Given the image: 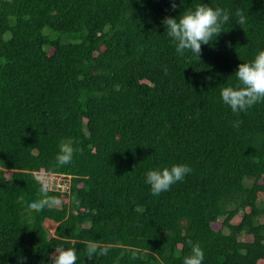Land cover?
<instances>
[{
  "label": "trees",
  "instance_id": "trees-1",
  "mask_svg": "<svg viewBox=\"0 0 264 264\" xmlns=\"http://www.w3.org/2000/svg\"><path fill=\"white\" fill-rule=\"evenodd\" d=\"M175 3L0 0V264H51L57 247L77 264H183L188 241L203 264H264V101L237 115L220 96L264 51V0ZM202 3L230 19L180 56L161 21ZM63 143L79 151L57 167ZM175 164L192 171L153 195L146 173ZM41 170L69 188L34 212ZM90 240L108 254L86 257Z\"/></svg>",
  "mask_w": 264,
  "mask_h": 264
},
{
  "label": "clouds",
  "instance_id": "clouds-1",
  "mask_svg": "<svg viewBox=\"0 0 264 264\" xmlns=\"http://www.w3.org/2000/svg\"><path fill=\"white\" fill-rule=\"evenodd\" d=\"M171 10L177 8L175 0H171ZM237 24L242 28L248 23L243 10L235 12ZM230 19V12L221 7L213 8L206 3L199 4L195 9L185 10L180 16H166L161 23L166 28V35L175 45L177 54L183 56L186 51L200 56L202 45L213 43L223 31L224 25ZM229 47L231 45L229 44ZM237 83L222 88L220 96L222 102L228 105L231 111L237 115L246 112L257 103L264 101V51H260L251 62H243L238 65L234 73ZM242 121H234L233 127L238 128ZM78 149H74L70 143H63L56 156V166L63 167L73 161ZM192 169L186 164H175L171 168L162 170H149L146 173V183L150 185L153 195L159 196L162 192L169 191L172 185L182 181L191 173ZM34 180L39 185L38 198L27 205L30 211L42 212L45 208L58 207L62 204L59 196L50 194L55 186V179L50 172L43 170L34 175ZM79 204V201H76ZM191 246V254L183 259V264H203L204 251L199 244ZM85 255L89 259L96 256H106L109 252L108 246H102L96 241H87ZM130 258L138 259V252L129 249ZM23 264L24 257L18 258ZM79 257L75 248L57 247L51 256V264H77Z\"/></svg>",
  "mask_w": 264,
  "mask_h": 264
},
{
  "label": "built area",
  "instance_id": "built-area-1",
  "mask_svg": "<svg viewBox=\"0 0 264 264\" xmlns=\"http://www.w3.org/2000/svg\"><path fill=\"white\" fill-rule=\"evenodd\" d=\"M55 179V186L52 189L66 191L69 188V180L62 175L51 173Z\"/></svg>",
  "mask_w": 264,
  "mask_h": 264
},
{
  "label": "rangeland",
  "instance_id": "rangeland-1",
  "mask_svg": "<svg viewBox=\"0 0 264 264\" xmlns=\"http://www.w3.org/2000/svg\"><path fill=\"white\" fill-rule=\"evenodd\" d=\"M45 33L48 34V35H50L52 38H56V37L58 36L57 33H53L49 28H47V29L45 30ZM6 175H7V176H10V172H7ZM45 225H46V227L48 228V230L50 231L51 235H53L54 230H55V228H56V226H57V223H56L55 221L51 220V219H48V220L45 221ZM244 238H245V239H248V240L251 239L250 236H248V237H244Z\"/></svg>",
  "mask_w": 264,
  "mask_h": 264
}]
</instances>
